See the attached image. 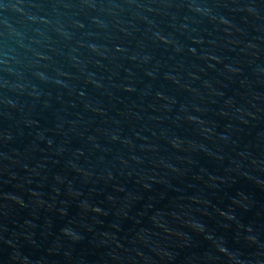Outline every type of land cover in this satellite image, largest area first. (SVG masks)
<instances>
[{"label": "water", "instance_id": "95a60500", "mask_svg": "<svg viewBox=\"0 0 264 264\" xmlns=\"http://www.w3.org/2000/svg\"><path fill=\"white\" fill-rule=\"evenodd\" d=\"M0 264H264V0H0Z\"/></svg>", "mask_w": 264, "mask_h": 264}]
</instances>
